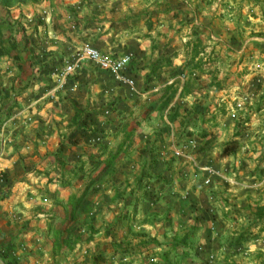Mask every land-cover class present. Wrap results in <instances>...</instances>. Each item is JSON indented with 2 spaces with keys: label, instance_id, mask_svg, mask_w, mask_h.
Masks as SVG:
<instances>
[{
  "label": "crops",
  "instance_id": "crops-1",
  "mask_svg": "<svg viewBox=\"0 0 264 264\" xmlns=\"http://www.w3.org/2000/svg\"><path fill=\"white\" fill-rule=\"evenodd\" d=\"M57 2L60 3L62 11H58L59 6L51 8L54 3L57 5ZM214 5V0H42L9 9L10 17L23 24L25 31L22 34L31 32L25 35L26 37L22 36L23 39H28L31 49L23 56H28L24 60L28 64L27 75L31 76L20 75L22 70L18 69L12 55L0 54V172L4 174L0 181V194L5 193V197L0 200V238L2 235L10 237L7 234L15 232L16 229H12L10 225L15 216L19 218L22 215L23 220L35 216L34 212L32 214L28 209V206L32 205L29 200L34 195V199L47 198L51 204L56 200L67 201L69 194L75 190L73 188L70 190L67 184L60 185V176L65 168L81 173L79 172L81 165L82 173L95 172L88 158L95 153L97 147L95 145L94 150L90 151L85 145L89 146L91 142L93 145L106 144L103 154L97 152L93 155L95 161L98 159L101 161L121 142L120 137L117 136V133H121L117 132V123L110 126L94 114L92 116L97 122L96 127L102 128L106 133L105 136L95 141L80 136L76 138L69 134L73 129L71 123L73 107L70 102L60 104L55 101L65 91L75 94L77 86L69 85L67 81L56 96H49L47 89L43 91V85L55 84V80L46 82L45 76L50 74L51 78L55 75L52 71L42 70L36 63L54 59L53 55L56 56V53L52 52L53 45H60L62 51H66L67 43L62 41L64 34L67 36L66 39L69 37L75 42L78 39L77 50L82 44L88 43L109 56L130 55L128 70L134 76V84L132 86L119 84L102 70L106 74V78L102 79H108L111 84L108 86L99 78L101 84L99 90L100 92L103 90L111 96V99L117 101L115 108L117 111L123 110L121 114L125 117L138 115V125L130 122L131 119L130 123L126 120L127 130H132L134 127V135L140 131L147 140L149 134L155 131L162 135L161 137L158 135L159 138L167 135V140L171 142L176 141L181 133L182 139L187 142L183 145H175L170 153L165 151L164 158L169 155L175 161L183 160L187 164L188 160L192 159V163L196 165L194 160L202 156V148L209 146L214 140L208 141L211 137L209 133L195 136L193 127L198 124L205 129V126L211 124L213 120H219L223 124L229 113H219V110H222L219 107L224 106L223 99L227 98L231 91L234 93L235 89L243 91V98L245 95L247 99L253 97V101H249L250 110L255 109L258 113L264 111V104L257 106L255 102L257 100L254 99V96L259 95L264 88V79L261 80L264 78V69L247 72L249 67L246 68L250 59L254 62L255 57L256 61L261 63L264 58V22L255 24L246 31L244 18L239 21L237 17L236 22L228 20V1L226 4L225 0L224 5ZM68 7L71 13L66 11ZM4 13L5 11H1L0 15ZM32 16L33 20H31ZM39 19L42 22H39ZM29 21L27 25L26 22ZM28 27H30L29 31H27ZM251 31L254 33L258 31L259 38L251 40L246 37ZM50 32L54 35L52 39L45 36ZM216 32H220L221 35ZM39 49L47 53H38ZM250 49L257 50L253 56L246 54ZM68 60L67 58L65 61ZM85 61L88 60L80 61L75 70L79 68V72L82 73L84 69L80 67L84 64L86 67ZM90 75L91 78L94 76ZM26 78L30 80L23 83L26 86L21 90L18 82ZM245 82L251 84L245 88L243 86ZM258 82L260 85L257 84ZM17 92H20L21 98L15 96ZM46 95L49 98L45 99ZM50 97H54V100ZM241 104L239 101L236 106L240 108ZM77 106L81 104L78 103ZM91 108L98 109L95 105L88 107ZM115 115L118 116L116 111ZM141 117L143 121L140 120ZM260 119L263 117L258 116V120ZM248 123L253 124L254 121L244 124ZM205 130L211 132L212 128L208 127ZM234 138L242 137L239 134ZM170 148L165 147L166 150ZM67 162L71 163V166L67 165ZM103 163L102 161L96 168L97 171ZM184 168L187 170L189 166L185 165ZM181 172L178 175L181 176ZM201 173H203L201 183L206 186L210 181L208 177L210 172L208 170ZM213 173L212 176L226 180L224 175L219 176L216 173L213 175ZM254 176L252 174V177ZM244 182L229 183L226 187L223 183L215 182L211 188L217 189L218 186L220 191L223 188L235 189L237 194L233 195L239 197L244 192L242 190L246 189ZM80 186V184L75 185L76 188ZM170 186L173 192H179V189L183 188V186L179 188L175 181ZM157 188L160 187H156V190ZM106 192L113 194L112 186H109ZM217 192L219 191L210 192L205 200L211 199L212 202L204 204L202 200L204 193L197 189L190 190L191 196L193 195L195 199L191 200L194 206H190L191 203L188 201L189 207L187 205L180 207L179 198L177 200L172 196V200L166 199V194L160 195L154 203L145 201L148 199L145 198L138 204L141 211L137 210L143 215L138 213L137 216L144 217V212L148 210L164 212L168 208L175 225L184 227L188 221H191L190 215L202 212L203 208L204 216L200 219L204 223L196 233V241L200 238L205 241L203 253L207 254L208 250L214 252L213 249H218L217 246L214 248V238L217 239L218 236L228 232V227L233 228L232 222L236 223L235 227L241 220L239 216L231 220L230 215L216 214L213 206L216 204L214 200L218 197ZM58 194L60 198L56 197ZM100 203L101 199L96 204L100 205ZM263 203L264 200L259 201V205ZM111 218L106 220L110 221ZM208 221L216 223L218 227L208 225ZM140 225L152 228L151 225L144 223ZM240 231L242 230L238 229V232ZM153 232L154 230L149 234L153 235ZM108 237L111 239L110 236ZM256 237L259 241L262 238L260 234ZM245 246L246 244H242L236 248H239L240 252H245ZM256 246L259 245L254 243L255 250H257ZM259 250L263 249L259 248Z\"/></svg>",
  "mask_w": 264,
  "mask_h": 264
},
{
  "label": "rangeland",
  "instance_id": "rangeland-1",
  "mask_svg": "<svg viewBox=\"0 0 264 264\" xmlns=\"http://www.w3.org/2000/svg\"><path fill=\"white\" fill-rule=\"evenodd\" d=\"M227 1L228 20L236 22L237 17L239 21L244 18L246 31L255 24L264 22V0H226V4ZM55 3L53 7H50L55 8L60 5L58 2L57 5H55ZM224 3L225 0H214V6L224 5ZM67 9L66 11L71 13V9L69 7ZM62 10V7L59 6L58 11ZM28 19L29 18H27V20ZM35 19L38 18L35 17ZM31 20H33V16ZM39 22H42V20L39 19ZM26 23L28 25L30 21ZM29 29L30 27L27 28V31H29ZM255 29H257L256 26ZM216 33L221 35L220 32ZM258 33V31L255 33L251 31L247 33L246 37L251 38V40L253 38H259ZM28 34H31V32L29 31ZM28 34L16 33L15 38ZM52 35L53 34L50 32L45 36L52 39ZM63 36L64 38L62 41H66L67 43L66 51H62L60 45H53L52 52L56 53V56L53 55L54 59L42 60L36 63L42 70H46L47 72L49 70L54 73L55 76L51 78L49 76L50 74H48L47 77L45 76L44 80L48 83L54 80V83H56L57 74H59L61 68L67 62L65 60L67 58L71 60L77 55L76 47L79 45L77 43L78 39L77 42H75V40H71L69 37L66 39L67 36L65 34ZM56 40L59 41L58 38H56ZM41 41L43 40L41 39ZM256 51V49H250L246 54L253 56ZM38 53L47 52L43 49H39ZM254 59V62H251L252 60L250 59L246 64V68L249 67L248 70L246 69L247 72L255 71L254 69L259 68L264 69V63H262L264 58L261 63L256 61L255 57ZM85 63L86 67L85 64L80 67L84 69L82 73H80V69L77 68L68 77V84H73L78 87L75 88V94L65 91L64 94L58 96L55 102L60 104L70 102L72 107L73 103H79L81 104L79 107L84 110L86 118L92 117L93 119L94 116H92V114H94L101 121L110 124V126H113V123H117V132H119L120 125L127 121L129 122L130 119V122L138 125L139 120L137 118L139 117L137 114H134V116L126 115L125 117L124 114H121L123 110L117 112L115 108V103H117V101L111 99V96L104 93L103 90L100 92L99 89L101 84L99 78L105 81L106 85L110 86L111 84L108 79H102L106 76L104 73L105 71L103 70V72L102 69L93 63H89L88 61H85ZM85 69L87 71L86 73ZM27 73L28 68L26 67L24 75H27ZM80 74H82V76H80ZM85 74L88 76L86 77ZM90 74L94 76L91 78ZM263 79L264 78L261 80ZM29 80L30 79L26 78L18 82L19 85H21L19 86L21 90L26 86L23 85V83ZM248 84L251 83L245 82L243 86L246 88ZM257 84L260 85V82ZM50 87V84H46L42 86V89L43 91L46 89L48 91ZM238 91L240 93H238ZM232 92L233 91L228 93V97L223 99L224 106L219 107V109H222L219 110V113H229L223 124L219 120H213L211 124L205 126V129L211 127V132H206V130L202 128V125L196 124L193 127L196 134L195 136L209 133L211 137L208 141L210 139L214 140L212 144L202 148V156L196 157V160H194L196 161V165L192 163V159H189V163L187 164V162L184 163L185 161L183 160L180 162L175 161L174 158L169 155L164 158L163 153H165V151L170 153L175 145L179 146L187 142V140L182 139L181 133L176 141L171 142L167 140V135H165L164 138H159L158 135L160 137L162 135L155 131L149 134L147 140L144 134L143 136L140 134V131L135 135L133 133L126 140V145L123 147V150L120 152L115 162L108 168V171L88 186L87 199L91 206L88 209L87 220L92 230H90L88 223L82 222L84 219L83 213H78L77 218L74 220L66 221L69 208L68 206H64L66 203L65 201L56 200L51 204L47 198L34 199V195L32 199L29 200L32 205L28 206V209L32 211V214L34 212L35 216L28 217L25 220H23L24 218L22 215L19 218L15 216L12 220L13 222L10 224L12 229H16L15 232L7 234V236L10 235L13 239L12 247L9 250L10 259L13 262L12 264H264V212L262 213V218L258 219L253 216V212L256 210L257 206H264V203L259 205V201L262 202L264 200V111L258 113L255 109L250 110L249 106L251 104L249 101H253V97L248 95L250 97L247 99L245 95V98H243L242 90L235 89L234 93ZM15 96L21 98L20 92H17ZM44 97L45 99L49 98L48 95ZM50 98L54 100V97ZM254 99L257 100L255 101L257 106L259 104H264V88L259 95L254 96ZM239 101L242 103L240 108L236 106V103ZM217 102H219V100H217ZM93 105L98 107V109H88V107H93ZM115 111L118 113V118L115 115ZM219 113L216 114L218 115ZM258 116L263 117V119L258 120ZM109 119L113 120L110 122ZM140 120L143 121V118L141 117ZM253 121V124H244L245 122ZM72 126V133L69 134L76 136V138L80 136L84 139L91 138L96 141L97 138L101 139V137L106 135L102 128L99 129L95 127L97 132L92 134L88 133V131L85 132L84 126L81 124L77 126L72 124ZM90 128L93 129L92 127ZM133 129L132 131H134ZM239 134L242 138H234V136ZM117 136L120 137V141L124 138L122 132L120 134L117 133ZM95 145L97 150L95 153L91 152L93 155L99 152L98 148L100 145L106 146V144L93 145L91 142L89 146L85 145V148H91L93 146V149H90V151H93ZM166 146L171 147L170 150H166ZM160 153L161 155H159ZM157 155H159V157ZM125 157L126 159H124ZM129 158L132 159L129 160ZM105 159L106 158H104V160ZM104 160H101V162H104ZM128 160L129 162L125 163ZM122 162L125 164H122ZM67 165L71 166V163ZM185 165L189 166L187 170L184 168ZM207 169L210 172V176L208 177H210L211 182L209 181V184L205 186L201 183L203 176L201 172H208ZM68 170L69 169L65 168L60 176V185L67 184L70 190L72 188L75 190L72 194L76 195L80 194L83 190L82 188L87 185L90 179L98 174V171L95 169V172L91 171L88 174L83 172L82 177L76 179V177L67 176ZM180 172L181 176L178 175ZM213 172L217 175L219 174V176L224 175L226 180L224 181L212 176ZM215 173H213V175H215ZM252 174L255 176L252 177ZM138 176L142 178L141 185L143 188L130 193ZM174 181L179 185V188L183 186L182 189H179V192L170 190V185L174 183ZM241 181H245L244 184L246 189L242 190L244 192L239 197L233 195L237 194L235 189L225 190L223 188V190L220 191L218 190V186L217 189L211 188V185L215 182L223 183L226 187L229 183L239 184ZM76 184H80L81 186L76 188ZM109 186H112L113 191L115 189L121 194L118 199H114V192L113 194L106 192ZM156 187L160 188L156 190ZM196 189L204 193L202 195L204 204L212 202L211 199L205 200L210 192L216 193V190L219 191L217 192L218 197L214 200L216 204L213 206V210L215 207L217 212L216 214H221L222 216L230 215L231 220H233L235 216H239L241 219L238 222V226L234 227L236 223L232 222L233 228L228 227V232H225L222 236H218L217 239L214 238V248L217 246L218 249H213L214 252L208 250L207 254L203 253L205 250V247H203L205 241H202L203 239L201 238L196 241V233L204 223L200 219L204 216L202 212L205 210L203 208L202 212H198L193 216L190 215L191 221H188V224L184 227L175 225L170 211L168 213V218H166V210L164 212L148 210L144 212V217L140 215L137 216L138 213L142 214L138 207L140 201L142 202L145 198H148L145 201L154 203L160 198V195L162 196L163 194L167 195L166 199L172 200V196H175L177 200L179 198L181 200L179 203L180 207H184L185 205L189 207L188 201L191 203L190 206H194V202H191V200L193 198L195 199V197L193 195L191 196L190 190L194 191ZM252 190L254 192H252ZM143 192L144 194H142ZM2 194L5 195V193ZM56 197L60 198L59 194L56 195ZM99 199H101V203L97 205L96 203ZM60 201L62 203H60ZM135 201L136 210L133 214L132 207ZM109 205L112 206L110 207ZM137 210L140 211L137 212ZM126 213L129 216H127ZM119 214H126L128 218L121 219L120 222L112 227V236H110V238L117 241L120 240L123 247L122 249H124V253L115 254L114 248L110 244L111 239L105 234V228L107 227L106 224H112L115 217ZM110 217H112L111 220L107 221L106 219ZM142 223L151 225L152 228L143 227L140 225ZM207 224L218 227L216 223H210L209 221ZM228 224L230 223L228 222ZM186 229H189V236L185 238L186 246H177L175 250H170L169 243H171L172 239H176L177 236L181 237ZM238 229L242 231L238 232ZM152 230H154L153 235H150L149 233ZM16 232L17 234L13 235V233ZM259 234L262 237L260 241L256 237L259 236ZM9 238L10 237L2 235V238H0V251L4 248V244ZM237 238L241 240V243H234V245L229 244V239L232 241V239L236 240ZM254 243L259 245L256 246L257 248L255 247L257 250L253 248ZM242 244H246L245 252H240V249L236 248V246ZM227 247L231 249L229 250ZM259 248L263 250H259ZM257 251H261L262 254L261 252L259 254ZM0 264H4L1 252Z\"/></svg>",
  "mask_w": 264,
  "mask_h": 264
},
{
  "label": "trees",
  "instance_id": "trees-1",
  "mask_svg": "<svg viewBox=\"0 0 264 264\" xmlns=\"http://www.w3.org/2000/svg\"><path fill=\"white\" fill-rule=\"evenodd\" d=\"M42 0H0V10L1 11H5L4 15H0V54L1 55H12L13 59L16 60V64L19 70H22L21 72V76L24 75V71L26 66L28 65L26 63V61L24 60L26 57H23L25 55H27L31 49L28 45V39H23L22 37H18L15 38V34L16 33H20L22 34L24 32V26L23 24L20 23L19 20H14L10 17L9 15V9L11 7H15V6H20V5H25L28 3H38ZM19 75V76H20ZM73 109H74V113L71 119V123L75 124L76 126L78 124H81L84 126V131L88 133H92L95 134L97 132L96 130V122L92 119V117L86 118V115L84 113V110H82L79 106H77L76 103H73ZM119 112V111H117ZM113 120V119H111ZM111 120L109 119V121L111 122ZM81 121V123H80ZM90 127H92L93 129H91ZM127 124L123 123L120 125L119 128V132L121 131L124 134V138L123 140L117 145V147L115 148L114 151H111L108 156L106 157V159L104 160L103 166L99 169L98 174L91 178L90 181L87 183V185L84 186L82 192L79 195L76 194H70V196L68 197L66 203L64 206H68V211H67V217H66V221L69 220H74L77 218L78 213H83V223L86 222L88 223V226L91 229V225L88 222L87 218H88V209L91 206L90 202L87 199V190H88V186L92 183H94L97 179H99L105 172L108 171V168L115 162V160L117 159L118 155L120 154V152L123 150V147L126 145V140L133 134L132 130H127L126 129ZM237 134V133H236ZM95 136V135H94ZM86 137V136H85ZM87 139V138H85ZM89 149H93V146ZM99 152L101 154L104 153V150L106 149L105 145H100L99 146ZM90 164H91V168L93 170H95L100 164L101 161L100 159H98L97 161H95V159L93 158V155H90L88 158ZM83 169L82 166H79V172L77 171L74 172L72 170H69L68 175L73 176L74 178L76 177V179H79L82 177L83 173H82ZM141 181L142 178L140 176H138V178L135 180V184L132 186L130 193L134 192L135 190H141L143 187L141 185ZM144 194V192L142 193ZM121 196V194L118 193V191H116L114 189V199H118ZM5 197L4 194H0V200H2ZM133 207H132V213H135L136 210V201L133 202ZM170 209H166V215L165 217L168 218V213H169ZM264 212V206H257L256 210L253 212V216L254 218H262L263 217V213ZM127 214V213H126ZM126 214L123 215H117L113 221L112 224L108 223L106 224V228H105V234L108 236H112V227H114L118 222L121 221V219L123 218H128L126 217ZM127 216H129L127 214ZM111 228V229H109ZM191 229V228H190ZM188 230L186 229L183 233L181 237H178L176 239H172L171 243H169L170 246V250H175V247L177 246H181L184 247L186 246L185 243V238H187L188 235ZM17 234L13 233V235ZM12 238L10 236L9 239L6 240L5 244H4V248L1 249V257L4 259V264H12L13 262L10 259V253L9 250L12 247ZM241 240H239L238 238L236 240L231 241V239H229V244L234 245L235 244H239ZM111 246H113L114 248V252L115 254H122L124 253V249H122V244L121 241H117V240H113L111 239L110 242ZM122 251V252H120Z\"/></svg>",
  "mask_w": 264,
  "mask_h": 264
},
{
  "label": "built area",
  "instance_id": "built-area-1",
  "mask_svg": "<svg viewBox=\"0 0 264 264\" xmlns=\"http://www.w3.org/2000/svg\"><path fill=\"white\" fill-rule=\"evenodd\" d=\"M82 60H88L95 64L97 67L104 70L112 80L119 84H126L128 86L134 84V76L128 70L130 62L129 54L109 56L101 53L96 47L84 43L77 50L76 57L68 60L61 68L59 74H57L56 83L47 91L49 96H54L67 83L69 75L78 67L79 62ZM2 179L3 174L0 172V181Z\"/></svg>",
  "mask_w": 264,
  "mask_h": 264
}]
</instances>
